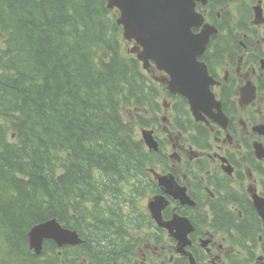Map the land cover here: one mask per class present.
<instances>
[{
    "label": "trees",
    "instance_id": "1",
    "mask_svg": "<svg viewBox=\"0 0 264 264\" xmlns=\"http://www.w3.org/2000/svg\"><path fill=\"white\" fill-rule=\"evenodd\" d=\"M116 18L107 0H0V264H124L134 253L120 224L147 219L128 185L151 157L125 110L160 103ZM51 218L85 244L59 253L47 240L34 254L29 230Z\"/></svg>",
    "mask_w": 264,
    "mask_h": 264
},
{
    "label": "flooded vegetation",
    "instance_id": "2",
    "mask_svg": "<svg viewBox=\"0 0 264 264\" xmlns=\"http://www.w3.org/2000/svg\"><path fill=\"white\" fill-rule=\"evenodd\" d=\"M197 7L220 30L203 59L225 65L212 73L221 79L215 90L224 96L230 119L226 128L210 122L196 123L192 130L173 120L176 129L165 144L172 152L169 172L196 205L181 207L174 200L170 212L180 211L194 225V264H264V223L255 205V196L264 199V84L247 69L255 57L264 59V0H207ZM244 82L255 93L249 103L233 94ZM159 142L165 143L162 137Z\"/></svg>",
    "mask_w": 264,
    "mask_h": 264
},
{
    "label": "water",
    "instance_id": "3",
    "mask_svg": "<svg viewBox=\"0 0 264 264\" xmlns=\"http://www.w3.org/2000/svg\"><path fill=\"white\" fill-rule=\"evenodd\" d=\"M189 0H110L123 9L119 23L125 26L126 38L136 39L143 47L138 57L143 60L144 67L149 68L150 60L156 62L158 68L170 74L168 87L172 92H180L192 98L193 95L204 94L203 71L197 62V56L203 53L206 36L215 33V28L206 25L199 34L191 31L193 26L201 27L203 17L198 18L192 9L187 7ZM208 27V28H207ZM223 117L220 103L215 101ZM195 112H200L204 106H193ZM147 144L156 147L150 131H144ZM166 191L177 195L187 202L186 193L174 190L170 177L162 180ZM165 197L155 198L149 206L154 218L161 226L167 227L172 236L180 243L179 251L184 252L188 243L189 221L186 218L175 217L172 221L162 222V210L166 207ZM264 215V211H262ZM53 238L59 245L77 243L75 232L65 229L56 220L38 224L29 233L31 248L37 252L42 250L44 239Z\"/></svg>",
    "mask_w": 264,
    "mask_h": 264
},
{
    "label": "rangeland",
    "instance_id": "4",
    "mask_svg": "<svg viewBox=\"0 0 264 264\" xmlns=\"http://www.w3.org/2000/svg\"><path fill=\"white\" fill-rule=\"evenodd\" d=\"M122 41H123L124 52L127 53V54H129V50L130 49H129L128 46H126L127 42L125 40H122ZM261 44H262V42H259L257 39L254 40V45L260 47ZM172 166H173V164H172ZM149 199L150 198H145V199L140 200L139 202L136 203L137 206H138V209L140 211H143L145 209V207H147V203H148ZM163 245H167V246H165V248L160 247V249H159L158 252L164 253L166 250L167 251L169 250L170 246H168V240H167V238H165L163 240ZM130 246H132V245L130 244Z\"/></svg>",
    "mask_w": 264,
    "mask_h": 264
},
{
    "label": "bare ground",
    "instance_id": "5",
    "mask_svg": "<svg viewBox=\"0 0 264 264\" xmlns=\"http://www.w3.org/2000/svg\"><path fill=\"white\" fill-rule=\"evenodd\" d=\"M94 12V11H93ZM17 35V34H16ZM21 119V118H20ZM49 168V167H48ZM63 176V175H62ZM5 211V210H4Z\"/></svg>",
    "mask_w": 264,
    "mask_h": 264
}]
</instances>
